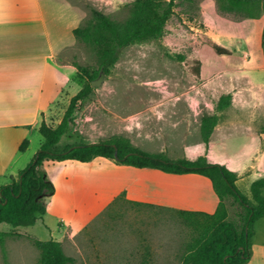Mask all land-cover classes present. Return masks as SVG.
I'll return each instance as SVG.
<instances>
[{
	"label": "crops",
	"instance_id": "1",
	"mask_svg": "<svg viewBox=\"0 0 264 264\" xmlns=\"http://www.w3.org/2000/svg\"><path fill=\"white\" fill-rule=\"evenodd\" d=\"M214 5L219 12L215 2ZM81 13L75 4L65 0H0V185L9 183L33 158L43 142L38 131L40 124L56 126L71 97L82 87L76 66L61 55L63 49L75 42L72 29L78 26ZM237 18L229 23L218 22L208 30L212 46L207 49L209 57L202 49L199 70L202 75L207 64L214 63L213 53L225 56L227 61L221 64L220 82L226 87L231 84L230 90L235 88L234 92L228 89L226 93L235 97L239 108L247 109L245 102L250 95L253 97L254 117L249 122L215 126L207 144L201 141L195 156L187 158L204 155L207 162L224 165L236 173L237 188L249 197L250 182L264 176V131H261L264 127V14L258 18ZM251 31L254 39L250 37ZM213 44L225 53H217ZM24 140L26 147L19 150ZM96 161L107 163L108 173L82 172ZM111 161L103 157L89 162L44 161L43 168L55 187L54 194L47 199L45 213L37 216L33 225L10 228L36 238L34 227L39 218L52 216L58 231L51 238L61 242L63 237L80 232L122 191L131 201L173 211L212 213L216 209L218 197L204 175L169 173ZM262 218L253 225L251 256L245 264H264V230L260 234L256 227ZM5 250L9 256V249ZM11 255V264L20 263L19 258L16 262ZM22 255L19 249L16 256Z\"/></svg>",
	"mask_w": 264,
	"mask_h": 264
},
{
	"label": "rangeland",
	"instance_id": "2",
	"mask_svg": "<svg viewBox=\"0 0 264 264\" xmlns=\"http://www.w3.org/2000/svg\"><path fill=\"white\" fill-rule=\"evenodd\" d=\"M132 1L65 0L82 11L76 25L89 19L92 9L122 21L131 10ZM214 2H176L161 38L123 48L102 83L91 86L87 98L78 103L60 144L120 137L140 150L161 151L170 159L194 157L202 141L200 117L214 113L219 95L232 87L220 82L225 56L213 53L214 63L209 62L202 75L199 70L202 49L206 53L212 46L208 30L218 22L238 19L233 14L216 12ZM253 36L251 31L252 39ZM72 38L75 42L63 49L62 57L95 69L92 48L73 35ZM206 55L209 57L208 52ZM232 97L216 126L253 119V97L250 95L245 102L247 109L239 108ZM97 170L108 173V164L96 161L82 172L93 174ZM226 208L228 217L237 219L239 207L231 199L226 201ZM39 219L34 227L36 238L54 237L58 231L55 218L46 215ZM256 227L261 234L264 218ZM5 229L14 233L4 240V255L0 247V264H11V254L21 264H38L39 251L31 238L10 225L0 224V230ZM191 236V229L175 211L159 205L131 204L119 198L80 232L63 237L61 243L64 252L73 258L71 264H182L184 247ZM19 249L24 255L16 256Z\"/></svg>",
	"mask_w": 264,
	"mask_h": 264
},
{
	"label": "trees",
	"instance_id": "3",
	"mask_svg": "<svg viewBox=\"0 0 264 264\" xmlns=\"http://www.w3.org/2000/svg\"><path fill=\"white\" fill-rule=\"evenodd\" d=\"M193 1L133 0L128 16L122 21L112 19L98 9H92L90 18L72 29L75 39L89 45L94 51L96 68L89 70L73 63L82 87L71 97L64 115L56 126L44 122L40 124L38 131L43 142L33 158L16 177H11L9 183L0 185V223L12 227L33 225L36 217L45 213L47 199L54 194L55 187L43 168L44 161L71 159L89 162L96 157H103L113 160L116 164L156 168L178 174L198 173L209 178L218 197V204L212 213L175 210L178 218L191 229L192 233L184 247L182 264H245L249 260L251 238L254 234L253 225L264 216V176L250 182L247 197L235 184L237 179L235 172L224 165L207 162L204 155H198L194 159L187 157L170 159L162 152L140 150L128 139L120 137L96 142L60 144L61 138L69 129L70 116L78 103L87 98L92 89L90 81L98 76L99 71L108 74L123 48L161 38L176 2ZM215 4L219 12L232 13L239 18H258L264 14V0H215ZM263 40L264 27L262 42ZM213 48L217 53H225L215 44ZM231 98L230 93L219 95L215 103V112L200 117L199 132L205 144L221 113L230 106ZM261 131H264V127ZM26 144V140L21 142L19 150H24ZM119 198L131 204H141L126 199L125 191L112 202ZM228 199L239 207L237 219L228 217L226 208ZM10 234L0 231L3 255L5 237ZM31 241L39 251L38 264L73 262V258L64 252L60 241L52 238L48 240L31 238Z\"/></svg>",
	"mask_w": 264,
	"mask_h": 264
},
{
	"label": "water",
	"instance_id": "4",
	"mask_svg": "<svg viewBox=\"0 0 264 264\" xmlns=\"http://www.w3.org/2000/svg\"><path fill=\"white\" fill-rule=\"evenodd\" d=\"M104 75L105 73L102 70H100L98 76L90 81V85L92 87L100 85L103 81ZM114 155L116 156V152L114 153Z\"/></svg>",
	"mask_w": 264,
	"mask_h": 264
}]
</instances>
